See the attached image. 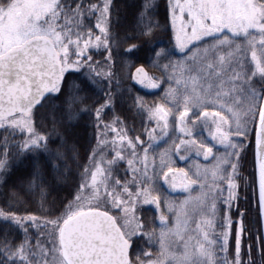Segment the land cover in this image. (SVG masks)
Returning a JSON list of instances; mask_svg holds the SVG:
<instances>
[{"label":"snow or ice","instance_id":"1","mask_svg":"<svg viewBox=\"0 0 264 264\" xmlns=\"http://www.w3.org/2000/svg\"><path fill=\"white\" fill-rule=\"evenodd\" d=\"M114 7V0H0V130L5 133L0 143V184H7L5 177L15 164L29 162L32 167L31 179L7 199L15 201L22 191L31 194L37 189L43 198L46 169L57 170L65 159L63 144L38 130L35 116L40 109L63 97L56 110L61 120L89 113L97 129V148L88 157L91 166H84L82 182L62 211L53 208L41 218L20 215L11 206L0 208L6 227L25 234L29 228L49 229L48 242L38 240L34 248L27 239L19 245L7 239L0 242V264H264V240L256 247L249 244L242 253L244 213L237 207L240 219L235 222L230 215L233 201L239 199L235 181L246 147L243 139L233 137L246 139L254 131L259 213L264 219V0H167L174 48L153 45L148 51L153 66L167 76L165 98L171 106L134 101L156 125L146 130L147 143L116 127L122 123L119 118L104 120L115 102L113 47H119L120 39L111 31ZM135 7L138 33L130 39L148 44L159 27L153 20L158 5L155 0H140ZM92 48L103 50V63L89 54ZM139 48L132 43L124 51L131 54ZM132 79L152 89L161 86L143 66L136 68ZM89 93L95 96L91 104ZM171 116L179 143L173 141L164 149L157 164L155 155L151 160L149 155L154 142L169 135ZM109 132L115 134L111 159L103 155ZM192 154L214 163L203 169L199 164L187 170L177 166L176 158L187 162ZM125 162L120 176L117 170ZM160 181L172 192L188 195L174 204L160 194ZM195 185L202 191L193 198ZM218 198L227 205L219 238H210L211 218L201 219L190 230L194 213L215 215ZM138 205L154 206L158 233L149 231L144 218L137 216ZM165 209L176 217L171 228Z\"/></svg>","mask_w":264,"mask_h":264},{"label":"trees","instance_id":"2","mask_svg":"<svg viewBox=\"0 0 264 264\" xmlns=\"http://www.w3.org/2000/svg\"><path fill=\"white\" fill-rule=\"evenodd\" d=\"M91 2H97V0H91ZM139 3L140 0H114L115 7L112 10L111 16V31L113 35H118L120 45L119 47H113L114 71L116 72V77L113 81L115 102L110 107H112V112L115 114L123 113L120 115H129L130 119L136 111L134 101L137 98L143 101H149L159 97L158 91L156 93H145L138 89L130 78L132 70L136 67L143 66L144 69L154 70L156 73L158 68L153 66L152 56L148 49L153 45H156L157 48H173V41L171 40L172 33L167 19V0H155L158 8L156 9L157 14L153 16V20L158 21L159 27L154 30L155 34L152 41L145 44L141 39H130L138 33V13L135 6ZM132 43L139 44V50L131 54H126L124 50ZM176 58V56H173L171 59L175 60ZM162 63H167V61H163ZM116 79L119 80V84L115 83ZM89 95L91 96L89 104H91L95 100V96L91 93ZM100 95H103V93H100ZM61 100L53 99L48 105L40 109L35 116V123L38 130L43 133H50L52 139L57 144H63L62 150L65 152V159L57 170L47 168L45 171L43 177L44 183L41 185L43 198L40 190L37 189L31 194H26L22 191L18 200L12 201L7 199V195L14 188L20 190L22 188V182L26 184L31 179L32 167L30 163H17L14 165L13 171L5 177L7 184H0V208L11 206L20 215L34 214L38 217L45 218L50 209L56 208L62 211L69 201L74 198L76 189L82 182L83 168L88 164L87 160L91 147L95 143V133L92 116L89 113H80L71 120L66 117L61 120V112L56 111L61 104ZM54 111L57 120L55 126L53 124ZM57 133L60 134L59 139L57 138ZM4 135L3 130H0V143L3 142ZM249 161V174L251 180L254 182L252 154ZM41 162L43 163V160ZM240 162L242 163V161ZM240 171L242 174H239V171L237 172L236 182L238 187H240L238 195L243 198V187L248 185L245 182L244 175L249 179L248 171L245 174L244 163ZM37 183L40 182L37 181ZM240 201L244 202L243 199H240ZM142 213L154 214L150 209L141 210ZM231 218H237V216L231 213ZM34 235L35 232L32 228H29L28 233L25 234L22 229L6 227L4 222L0 221V242L7 239L10 244L19 245L28 238L27 236L34 238Z\"/></svg>","mask_w":264,"mask_h":264},{"label":"rangeland","instance_id":"3","mask_svg":"<svg viewBox=\"0 0 264 264\" xmlns=\"http://www.w3.org/2000/svg\"><path fill=\"white\" fill-rule=\"evenodd\" d=\"M95 3V2H94ZM167 11V9H166ZM95 17L92 18L91 20V24L94 25L95 24ZM170 24V22H169ZM170 29H171V25H170ZM173 48H174V41H173ZM103 50H97L95 48H92L89 50V54H91L93 56V59L95 61H101V63H103V56L100 54ZM177 59V58H176ZM157 69V68H156ZM147 73L156 78L157 80L161 81V86L156 88V89H152V88H148L145 87L144 85H140V86H135L144 91L145 93H156L157 91L160 92L159 97H156V99H151L149 101H144L146 105L149 106H153L155 104H165L166 106H171L168 105V102L165 98V92L166 90L169 88V83L166 82L167 81V76H162L161 75V69L158 68V70H156V73L150 70H146ZM171 71V70H169ZM130 78H131V74H130ZM132 81V80H131ZM133 83V82H132ZM158 98V99H157ZM135 113L132 114L131 119L130 116L127 115H120L123 113H114L112 112V107L109 106V108L106 110V115L104 116V120L105 122L111 123L115 118H119L120 121H122L121 124L119 125H115L118 128H121L124 130V132L127 134L128 137L130 138H135L136 136H141V139H143L146 143L148 142V135H147V131L146 130H150L153 127H156L155 122H150L149 121V117L147 115L146 112L140 111L137 107L135 109ZM115 111V110H114ZM137 115V116H136ZM139 115V116H138ZM211 118H209L210 120ZM92 124L94 127V133H95V143L92 145L90 153L88 155V157L92 154V150L94 148H97V129L95 126V121L92 117ZM249 127H251V124L249 125ZM168 136H164L163 139H160L156 142H154V148H153V152L150 153L149 155V159L151 160L153 155L159 156L160 153L171 146V143L173 141H175L176 143H179V132L176 130L175 128V116H171L169 117V129H168ZM115 134L109 132L107 133V135L104 137L105 139H107L109 141V143L107 144V146L104 147L103 150V155L104 157H106L107 159H111V155L114 154L112 153V144H111V140L113 139V136ZM157 135L161 136L163 135L162 133L159 132V130H157ZM175 135H177V137H175ZM237 138V139H236ZM241 137H233L234 140H238ZM99 151V149H97ZM97 159L99 160L100 157L98 156ZM89 166H91V162L89 161V159L87 160ZM182 163L184 161H181ZM157 164H159L156 161ZM182 163H177V166H179V164ZM181 167H184V165H182ZM125 168H127V164L126 162L124 163L123 167L119 168L117 171L119 173L120 176L124 175V170ZM187 170V168H185ZM163 184V182H162ZM166 187V189L168 191H170V193H172V195H176L175 197H177L176 199H174L175 197H170L169 194L166 191H161L160 194L162 196H166L167 199L171 202L174 203V201L180 199V201H183L185 199V197L188 195L186 193H181V192H172L167 185H164ZM178 193V194H175ZM194 196V194H192V197ZM145 209H150L153 211L154 214H145L142 213L141 214V210H145ZM207 211V210H206ZM137 216L141 215L144 218V221L147 223L148 225V230L151 231L153 229H155L157 231V233L160 230V227L156 226V221L155 223H153V219L154 217H156V211L154 206H149V205H138L137 206ZM165 214L168 215L170 217V219H172L173 217H175V215L173 213H168L167 209H165ZM207 218H211L214 221V231L210 230V238L215 237L214 234L216 231H221V228H219L218 226H215V220L218 219V211H216L214 216H209L208 214H206V212H199V213H194L192 218L189 221V228L190 230H194L196 227V222H199L201 219H207ZM176 220V219H175ZM175 225V221L173 222V225L171 224V226L173 227ZM218 225V224H217ZM35 232L34 238H30V236H27L28 238H26L29 242V244L34 248L37 244V241L39 240L41 244H46L48 242L49 237L46 235V233L49 231V229H44V230H39L37 228H32ZM31 230V229H30ZM32 231V230H31ZM192 234L195 235V232L192 231ZM159 246L156 245L155 246V250H158Z\"/></svg>","mask_w":264,"mask_h":264},{"label":"flooded vegetation","instance_id":"4","mask_svg":"<svg viewBox=\"0 0 264 264\" xmlns=\"http://www.w3.org/2000/svg\"><path fill=\"white\" fill-rule=\"evenodd\" d=\"M158 95H160V92ZM251 127H252V125H251ZM202 136L204 138H208L207 131H203ZM175 137H177V135H175ZM240 139H243L244 145L246 147L241 151L242 159L240 161H242V163L240 162L238 171H239V174H242V173H240L241 172L240 169H242V164L244 163V170H246L245 174H247V171L249 174V167H250V161L249 160H250L251 154L253 155V151H254V131L250 132L249 136L246 139L242 138V137ZM209 140H210V138H209ZM172 145H173V142L171 143V146ZM173 150H174V148H173ZM221 151H223V149H221ZM176 160H177V163H182L178 158H176ZM156 161L159 163V156H156ZM212 163H214V162L213 161H205L202 156L196 157L194 154H192L191 158L187 162H183L182 164H179V166L181 167L182 165H184L185 168L188 169L190 166H193L195 164H199L201 166V168L203 169L205 166L211 168ZM194 170L195 169L193 168V171ZM253 170H254V159H253ZM244 179H245V182L248 183V185L243 187L244 188V193L242 195L243 198L238 195V192L240 191V187L237 188V195H238L239 199H238V201H233L231 213H233L235 216H237V218H232V220L234 222L239 221V219H240V214H239V212H237V207H239L240 212L244 213V226L247 229V231L244 233L243 239H242V245H243L242 253L246 254L249 244L256 247V246H258L259 241L263 240V239H262L261 224H260L259 213H258L255 176H254V182L251 180L250 174H249V179L247 178L246 175H244ZM209 180H210V178H209ZM236 184H237V182H236ZM160 185H161V191H166L170 197L176 196V195H172V193H170V191H168L166 189V187L162 184V181H160ZM193 187H194V190L191 192V196H192V194H194L193 198H195L198 195H200L202 189L199 187V185H195ZM223 188H224L223 197H227L228 191H227V184L226 183L223 185ZM175 194H178V193H175ZM176 198L177 197H175L174 199H176ZM240 199H243L244 202H241ZM180 202H181L180 199H178V200L174 201V204L179 205ZM226 207H227V205H225L223 203L222 198H218L216 200V209L218 211V219L215 220V226H218L219 228H221V225L223 224L222 210L225 209ZM231 213H230V215H231ZM138 216H141V215H138ZM156 217H157V214H156ZM175 219H176V217H173L171 219L172 223L169 224V228L172 227L171 224L173 225V222L175 221ZM156 226L159 227L158 218L156 219ZM221 231H222V228H221ZM221 231H219V232L216 231L214 236L216 238H219V234ZM234 245H235V239H234V235H233L230 237V249H229V258L230 259H231V253L234 252ZM244 259H247L246 255H244Z\"/></svg>","mask_w":264,"mask_h":264},{"label":"water","instance_id":"5","mask_svg":"<svg viewBox=\"0 0 264 264\" xmlns=\"http://www.w3.org/2000/svg\"><path fill=\"white\" fill-rule=\"evenodd\" d=\"M141 67V66H139ZM138 68V67H136ZM136 68L132 71L131 73V80L136 86H140L141 84H137L133 79L132 76L136 71ZM146 71V70H145ZM253 159H254V175H255V186H256V196H257V205H258V213H259V186H258V174L256 170V163H255V134H254V151H253ZM259 219H260V224H261V231H262V239L264 240V219L260 217L259 213Z\"/></svg>","mask_w":264,"mask_h":264}]
</instances>
